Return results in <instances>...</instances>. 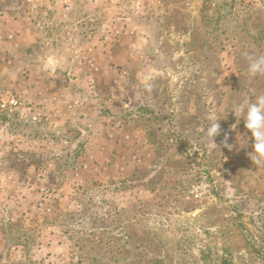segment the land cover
I'll return each instance as SVG.
<instances>
[{
    "label": "rangeland",
    "instance_id": "1",
    "mask_svg": "<svg viewBox=\"0 0 264 264\" xmlns=\"http://www.w3.org/2000/svg\"><path fill=\"white\" fill-rule=\"evenodd\" d=\"M261 55L264 0H0V264H264Z\"/></svg>",
    "mask_w": 264,
    "mask_h": 264
},
{
    "label": "clouds",
    "instance_id": "2",
    "mask_svg": "<svg viewBox=\"0 0 264 264\" xmlns=\"http://www.w3.org/2000/svg\"><path fill=\"white\" fill-rule=\"evenodd\" d=\"M248 72L250 75H264V55L255 58L249 57ZM210 124L202 131L213 141V138L220 135V124L218 119L210 117ZM245 127L251 132L253 138V149L250 153V159L256 166L264 164V94L258 95L254 103L247 105V111L244 115ZM227 135L223 141L224 147L231 150L233 145L229 144Z\"/></svg>",
    "mask_w": 264,
    "mask_h": 264
},
{
    "label": "built area",
    "instance_id": "3",
    "mask_svg": "<svg viewBox=\"0 0 264 264\" xmlns=\"http://www.w3.org/2000/svg\"><path fill=\"white\" fill-rule=\"evenodd\" d=\"M11 105L17 106L19 104V101L15 99L14 97L10 100Z\"/></svg>",
    "mask_w": 264,
    "mask_h": 264
}]
</instances>
